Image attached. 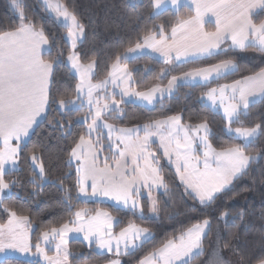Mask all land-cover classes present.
<instances>
[{
  "label": "snow or ice",
  "instance_id": "obj_1",
  "mask_svg": "<svg viewBox=\"0 0 264 264\" xmlns=\"http://www.w3.org/2000/svg\"><path fill=\"white\" fill-rule=\"evenodd\" d=\"M13 7L18 12V25L12 30L0 32V140L3 141V149L0 150V193L10 187L5 180V166L15 165L21 151V144L27 138L33 126L37 123L38 117L46 114L49 107H55L58 111L67 109L75 101H66L64 94L55 87L54 77L55 59H45L42 55V48L49 45L50 38L41 27L37 29L35 23L29 22L25 7L21 0H12ZM160 0H157V7ZM195 4V16L185 20L180 27L190 26L197 33L198 43L194 45V51L177 46L175 43L167 45L163 38L156 41L154 37L145 39V47L150 46L153 51H158L165 57V63L173 59L171 52L175 50L176 61H187L188 56L212 57L217 52H226L223 44L229 48L256 47L258 51L264 52V20L259 23L253 19V10H264V0H192ZM176 0H173V4ZM57 17H62L67 28L66 40L70 42V49L67 54V61L71 68L79 75V83L74 89L77 99L87 95V103L90 106L91 121L86 119L87 131L73 140V146L67 150L68 163L74 161L75 166V188L78 197L92 199L103 197L133 212H143L140 204V197L143 189H147L148 198L151 202V211L155 212L156 201L152 200L153 188H165V178L162 175L163 169L160 165L162 157L167 158L169 164H175V175L184 187L185 195L193 201L192 209L211 207L221 200L234 182L243 179L248 175L251 163L257 159L246 153L245 146L235 144L217 151L210 143L209 126L207 123L185 126L181 123V116H172L166 120H156L143 125V137H140V129H119L116 136V143L109 144V151L113 153L105 157L103 165L100 160L101 132L98 121L103 111H109L114 105L119 109L124 96H135L137 99L146 101L149 104L156 99L154 93L162 91L159 87H153L149 91L130 93L127 88L121 89L122 97L117 100L114 96L103 99L110 103H104L101 107L100 97L93 99V91L104 87L105 82L92 84L91 73L95 67V61L84 65L81 63V54L77 52L78 42L85 31L84 25L78 20L77 15L69 10V5H56ZM211 13L216 17V30L214 32L203 31V17ZM177 32L172 29L173 37ZM55 41L53 40V43ZM137 44L135 51L141 48ZM64 52L58 53L63 56ZM119 59V58H117ZM113 73L118 68L117 64L112 65ZM232 61H224L209 69H198L185 75L190 78L200 77L204 81L210 80L213 73L220 74L221 70L235 69ZM125 76L121 79H131L127 73L126 66L122 70ZM173 76L169 81L167 91L170 93L176 81ZM112 83H116L113 78ZM85 87L87 92L85 93ZM231 87L233 99L239 93V102L224 107V114L229 124L238 117V109L242 105L248 108V97L264 93V70L253 76H247L243 81H236L231 86H224L220 89L223 96L224 90ZM217 94L216 88L207 92V98L215 104ZM95 105V111L92 106ZM57 127H65L59 121H54ZM109 130L107 139L112 140L110 135L113 126L104 125ZM231 131L232 129L229 128ZM235 134L248 141L264 131V125L256 124L251 127H237ZM96 133V139L92 134ZM203 133V134H201ZM159 137L160 148L163 150L162 157L151 151V138ZM87 137V139H86ZM14 142V143H13ZM203 148L198 153V148ZM130 156V162L126 157ZM32 164L38 169L40 178L43 179L46 169L42 157L34 153L30 157ZM109 159L115 165V170L109 165ZM123 161V162H122ZM70 192L71 189H68ZM71 200V196H69ZM0 211L6 213L10 218L6 225L0 226V252L5 249H13L21 253H28L32 250L24 224L28 218L19 216L17 211L5 205L0 198ZM74 219L65 222L59 228L50 230L53 239L59 238L56 245L57 252L63 248V259L56 260L55 264H67L69 253V233H82L83 240L89 246L95 244L98 249H106L113 252V241H115V253L121 255V242L124 245V254H131L137 246L132 243L141 240L149 234V229L141 228L129 223L123 228L118 236L112 233L114 217L110 212L98 210L90 214L88 210L81 209L74 212ZM227 213H223L226 216ZM239 215H243L240 213ZM71 225V226H70ZM206 229H210V220L203 219L193 227L182 231L172 240L167 241L161 248L152 252L138 264H188V258L194 251L202 250L203 238L206 237ZM49 232L43 233V239L47 242ZM261 245L264 246V232L260 236ZM218 238L217 245H220ZM223 248H232L224 241ZM36 253L49 257L40 247L35 245ZM234 254L239 255L238 264H264V252L260 256H250L239 253V250L232 248ZM110 264H120L119 259L112 260ZM206 264H226L220 257H210Z\"/></svg>",
  "mask_w": 264,
  "mask_h": 264
},
{
  "label": "trees",
  "instance_id": "obj_2",
  "mask_svg": "<svg viewBox=\"0 0 264 264\" xmlns=\"http://www.w3.org/2000/svg\"><path fill=\"white\" fill-rule=\"evenodd\" d=\"M153 1L59 0L62 5H69V10L84 25L85 31L76 50L81 54L82 64L95 61L93 81L104 80L117 58L139 44L144 37L157 33L166 35L181 21L193 15L192 10L187 7L167 9L154 15ZM21 2L29 22L35 23L38 30L42 27L50 38L49 50L43 56L45 59L56 60L55 87L64 94L66 101L74 100L77 79L65 62L70 49L65 39L67 28L49 16L38 0ZM253 19L257 23L264 20V10L261 9ZM18 22V12L13 7L12 0H0V32L16 28ZM207 29L213 30L211 25H207ZM222 48L227 51L180 65L165 64L147 56L127 62L132 87L136 92L147 91L156 86L163 87L173 76L228 60L235 63L236 69L233 73L205 84L180 86L171 97L152 107L124 104L120 116L108 117L107 120L116 127L125 129L143 126L169 116H181V122L190 126L206 122L210 130V143L216 150L235 144L243 145L241 141L225 133V120L220 113L204 105L201 97L211 88L231 84L264 69V52L258 51L256 47L235 50L229 48L228 44H224ZM61 51L64 55L58 56ZM238 113V117L232 122L234 126L247 128L256 124L264 125V97ZM76 115L72 111H58L55 107H49L44 120L21 145L18 169L5 174L10 192L2 198L3 203L16 210L19 216L28 218L33 227L30 235L33 245L39 242L43 232L59 228L72 220L75 211L87 207L90 212H94L100 207L107 208L119 218L116 230L132 222L149 229L151 237L131 254L118 257L99 254L80 240H71L67 245V264H106L113 259H119L120 264H136L141 258L205 218L210 220V229H207V235L203 238V251L188 261V264H206L210 257H220L226 264H238L239 255L234 254L232 248L250 256H260L264 252L260 241L261 233L264 232V131L243 145L248 155L257 156L251 163L248 175L234 182L230 191L214 205L198 209L191 208L193 201L185 195L184 187L175 172L160 151L151 145L157 156L162 157L160 165L167 184V189L164 188L163 192L156 195L157 211L152 217L146 198L140 199L143 209L141 215L102 203H87L77 198L75 172L68 163L67 153L73 146V140L84 134L83 125L75 122ZM54 121H59L65 127H57ZM33 153L42 157L45 165L44 184L33 181L37 178L30 159ZM223 213L227 215L221 219ZM240 213L243 215H239ZM6 218L7 214L0 211V223H4ZM218 238L220 245H217ZM224 241L232 248H223ZM0 264L40 263L6 258Z\"/></svg>",
  "mask_w": 264,
  "mask_h": 264
},
{
  "label": "crops",
  "instance_id": "obj_3",
  "mask_svg": "<svg viewBox=\"0 0 264 264\" xmlns=\"http://www.w3.org/2000/svg\"><path fill=\"white\" fill-rule=\"evenodd\" d=\"M47 1H48V3L49 2H55L54 0H47ZM56 4H61V3H56ZM156 5H157V0H154L153 3H152V11H153L154 15H157V14H159V13H161L164 10H167V9L177 10V9H179L181 7H187V8L192 10L193 15L190 18L186 19V20L192 19L195 16V4L192 2V0H176L175 4H173V0H160L159 6L157 7ZM45 10H46V8H45ZM260 10L261 9L253 10L252 15L253 16L256 15ZM184 21H181L178 25H176L174 27V28L177 29L175 37H173V33H172V29L173 28L166 35L157 33V34H152V35H148V36L144 37L141 40V42L139 43V44L142 45L141 48L136 49L135 51H129V49H130L129 48L114 63V64L118 65V68L115 70L114 77H113V75H111L113 73V71H114L112 66H111L110 70H109V74L104 80L99 81V82H95L92 79V82H95L94 84H98V83H101V82H104V81H108L111 78H117V76H119V74L121 72H124L122 70L125 69V66H126L127 73H129L131 75V72H130L129 68L127 67L126 63L127 62H131V61H133V60H135L137 58L143 57V56H147V57H150V58L155 59L157 61L165 63V57L163 55H161L160 52L153 51L150 46H147V47L143 46L144 42H145V39L148 38V37H154L156 41H159V40H161V38H163L167 45H172L173 43H175L177 46H181L182 48H186L190 52L194 51V45H196L198 43L197 33L193 29H191L190 26H186L185 28H181L180 25ZM207 25H211L213 30L207 29ZM215 30H216V17L213 16L211 13H208V14H206L203 17V31L204 32H214ZM230 43H231V41L229 40L228 47H229ZM223 45H222V47H223ZM135 47H136V45L131 47V48L135 49ZM231 49L241 50L239 48H231ZM48 50H49V45L43 46L42 55L45 54ZM175 55H176V52H175V50H173L171 52V56L173 57L172 61L170 63H165V64L174 63V64H179L180 65V64H185V63L191 62V61H197V60H203V59L209 58L207 56L190 55V56H188L187 61H183V60L182 61H176L175 60ZM65 62L67 64L66 60H65ZM232 63L235 65L234 62H232ZM218 64H220V63H218ZM215 65H217V64H215ZM215 65L208 66V67L201 68V69H209V68H212ZM67 66L69 67L68 64H67ZM69 69H70V67H69ZM235 69L221 70L219 75H217L216 73H213L212 77L208 81H204L200 77L190 78V77H187L185 75L186 73L193 72L195 70L186 72V73L181 74L179 76H175L177 79L174 82L173 89H172V91L170 93L167 91V89H168L169 81H171L172 78L168 81V83L165 86H163V87L156 86V87H159L162 91L154 93L156 99H154L151 104L158 103V102H160L161 100H163L165 98L171 97V95H173L176 92V89L178 87H180V86H193V85L205 84V83H208V82L213 81L215 79L221 78V77H223V76H225L227 74L233 73L235 71ZM70 71H71V69H70ZM93 71H94V68H93ZM243 79H241L239 81H243ZM234 83L235 82H233L231 84L221 85V86L216 88L217 89V94H216V97H215V104H213V102L210 101L207 98V92L209 90L201 97L202 103L204 105H206L207 107H209L211 110L219 112L221 114V116H223V119L225 118L224 120H226L227 118L225 117L224 110H222V107H226V106H228L229 104H232V103H238L239 102V93H236L235 94V99H233V92L231 90V87L225 88L223 96L220 95V89L222 87H224V86H231ZM149 90H147V91H149ZM263 97H264V93H259V92H257L254 95L249 96L248 97V106L258 102ZM140 101L141 102L140 103H136V105L141 106V107H146V108L149 107V105H151V104H149L146 101H142V100H140ZM241 110H244L242 105L239 107L238 112L241 111ZM46 114H47V112H46ZM46 114L38 117L37 123L33 126L32 130L30 131L29 136L32 134V132L34 131L36 126L44 120ZM170 117H172V116L163 118L162 120H166V119H168ZM183 125L187 126L186 124H183ZM125 129H140L141 130L140 131V137L142 139V137H143V131H142L143 126H138V127H133V128H125ZM27 138L24 139L22 144L27 140ZM151 145H158L159 149H160L159 151L162 154L163 150L160 148V139H159V137H156V136L152 137L151 138ZM2 149H3V141L0 140V150H2ZM151 151H153L152 148H151ZM126 159L130 162L131 158L129 156V157H126ZM165 160L168 162L167 158H165ZM168 164H169V162H168ZM169 165L171 166L172 170L175 172V164L173 163V164H169ZM17 169H18V160H17V163L15 165L7 164L5 166V173L10 172V171H14V170H17ZM144 191L148 193L147 189H144ZM163 191H164V188H153L152 193H151V197L152 198H156V195L161 193V192H163ZM8 194H9V188L4 190L3 193H0V198H3L5 196H7ZM146 199H148V198H146ZM9 218L10 217L7 215L6 220L4 221V223H0V226L6 225ZM24 227L27 229V235H28L29 241L31 243V239H30L31 236L30 235H31V231H32L33 227L28 222V220L24 224ZM31 246H32V250L30 252H28V253H21L19 251L13 250V249H5V251L0 252V261L4 260L6 258H17V259L28 260V261H37L40 264H55L56 260H62L63 259V248H61V251L58 253L56 248L55 249H45V248L41 247L44 250V252L47 254V256L49 257L48 260H45L43 255H41L39 253H36L35 245H33L31 243Z\"/></svg>",
  "mask_w": 264,
  "mask_h": 264
},
{
  "label": "rangeland",
  "instance_id": "obj_4",
  "mask_svg": "<svg viewBox=\"0 0 264 264\" xmlns=\"http://www.w3.org/2000/svg\"><path fill=\"white\" fill-rule=\"evenodd\" d=\"M47 10L49 16H51L58 24L62 25V26H65V23L63 21V18L62 17H57V13H56V3H60L59 0H54L55 2H49L47 0H38ZM136 2L140 1V0H135ZM66 27V26H65ZM67 34V33H66ZM65 39H66V36H65ZM67 41V40H66ZM67 44L68 46L70 47V42L67 41ZM67 61V59H66ZM67 64L69 65L70 69H71V72L72 74H74V76L77 78V84L79 83V75L75 72L74 69L71 68V65L70 63L67 61ZM263 70V69H262ZM261 70V71H262ZM127 71V70H126ZM125 76V72H121L119 74V76H117L116 79V83H112V80L113 78H111L110 80L106 81V83L104 84V87L99 89V90H94L93 91V99L95 100L97 96L100 97V105L101 107L103 106L104 103H110V99L108 101H105L103 98L105 96L107 97H115L117 100H120L121 97H122V92H121V89L123 88H127L128 91L130 93H135L136 91L134 90V88L132 87V81L131 79L130 80H127V79H121L122 77ZM92 77H93V70H92V73H91V83L94 84L95 82H92ZM105 82V81H104ZM87 92V87H85V93ZM172 96V95H171ZM87 95H82L80 99H77V96H75L74 100H71V101H75L74 104H71L66 110L67 111H72V112H75L77 115L75 117V122H78L80 124L83 125V133L85 134L86 131H87V124L84 123V121L87 119L88 122L91 121V115H90V106L88 105L87 103ZM141 101L139 99H137L135 96H124L123 97V102L120 103L119 105V109H116L115 106L113 105L112 106V109L109 110V111H103L102 112V116H101V119L97 122L98 123V127H99V130L101 132V137H100V142H101V150L99 152V156H100V160L98 161V163L101 164V166L103 165V160L105 157H110L113 153H111L109 151V144H115L116 143V136L118 135L119 133V129L121 128H118L116 127L115 125H113L109 120H107L108 117H112V116H120L122 114V111H123V108H124V104H128V103H132V104H136V103H140ZM156 104V103H155ZM154 103L149 105V107H152L153 105H155ZM222 110H224V107H222ZM92 111L94 112L95 111V105L92 106ZM217 112V111H215ZM219 113V112H218ZM223 117V116H222ZM225 119V118H224ZM234 121V120H233ZM232 121V122H233ZM232 122L231 124H229V121L226 119L225 120V127H224V131L227 135H230V136H233V138H235L236 140H239L242 142L243 145H246L248 144L250 141H252L254 138L256 137H253V138H250L248 141H244L242 138L238 137L236 134H235V129L237 128V126H234L232 125ZM105 124H109V125H112L113 126V131H111L110 135L112 137V140L109 141L107 139L108 135H109V130L107 128L104 127ZM187 126H190L188 124H186ZM199 125V124H197ZM193 127H195L196 125H192ZM229 128H231L232 130L230 131ZM245 128V127H244ZM203 134V133H201ZM259 134V133H258ZM257 134V135H258ZM92 138L93 139H96V133H93L92 134ZM87 139V137H86ZM158 150L159 149V146L158 145H154ZM203 151V148L202 146L198 148V153H202ZM217 151H220V150H217ZM250 156H253V155H250ZM257 157V156H255ZM164 158V157H163ZM165 159V158H164ZM123 162V161H122ZM31 165L36 173V179L34 178L33 181H35L36 183H40V184H44L46 182V178L43 177V179L40 178V173L38 171L37 168H35V166L32 164L31 162ZM72 167H73V170L75 169V162L73 161L71 163ZM109 165L110 167L113 168V170H115V165L113 164L112 160L109 159ZM75 172V171H74ZM10 192V191H9ZM76 196H77V192H76ZM77 198L79 200H82L84 202H87V203H102V204H105V205H109V206H112L113 208H116V209H120V210H125V211H130L132 213H135V214H138V215H141V212L140 211H136V212H133L132 210L130 209H127V208H124L120 205H117L115 204L113 201H110L106 198H103V197H96V198H92V199H87L85 197H78ZM142 198H148V193L144 191V189L142 190V193H141V197L140 199ZM148 201V204H149V212H150V216H155L156 215V211L153 212L151 211V202L148 199H146ZM152 200L156 201V198H152ZM81 209H86L89 211V209L86 207V208H81ZM79 209V210H81ZM156 209H157V206H156ZM98 210H102V211H107V212H110V210H108L107 208H97L95 209L94 212H90V214H94L96 211ZM78 211V210H77ZM111 213V212H110ZM111 215L114 217V223H113V227H112V233L114 236H118L120 231L127 227L128 224H126L125 226H123L122 228L116 230V225L118 224L119 222V218L116 217L114 214L111 213ZM74 219V217H73ZM72 219V220H73ZM131 224H134L138 227H141L135 223H132ZM71 226V225H70ZM193 227V226H192ZM143 228V227H141ZM187 231V230H186ZM207 231V229H206ZM44 233V232H43ZM43 233L40 235L39 237V244L41 245L40 247L42 248H45V249H55L56 248V245L59 243V238H55L53 239L52 235H51V232L49 231L50 235H49V239L48 241L46 242L44 239H43ZM151 237V233L149 231V234L141 239V240H135V241H132L133 244H135L137 247L134 249L136 250L140 244L142 242H144L145 240L149 239ZM68 240L71 241V240H80L85 246L87 247H91L92 250H94L95 252L99 253V254H107V255H115L116 257H118L115 253V241H113V252H108L106 249L102 250V249H98L95 244L89 246L87 244L86 241L83 240V234L82 233H75V232H72V233H69L68 235ZM167 243V242H166ZM162 247V246H161ZM159 247V248H161ZM157 248V249H159ZM157 249H155L154 251H156ZM120 250H121V255H125L124 254V245H123V242H121V246H120ZM132 250V252L134 251ZM153 251V252H154ZM203 251L202 250H196L194 251V253L192 254V256L190 258H188V261H190L194 256L200 254L201 252ZM151 254V253H150ZM148 254V255H150ZM146 255V256H148ZM146 256H144L143 258H141L140 260L144 259ZM115 260V259H113ZM112 261V260H111ZM110 261V262H111ZM110 262L106 263V264H110ZM138 264V263H136Z\"/></svg>",
  "mask_w": 264,
  "mask_h": 264
}]
</instances>
